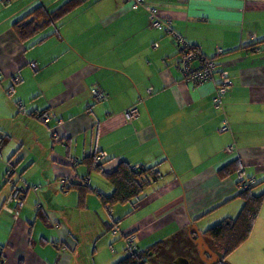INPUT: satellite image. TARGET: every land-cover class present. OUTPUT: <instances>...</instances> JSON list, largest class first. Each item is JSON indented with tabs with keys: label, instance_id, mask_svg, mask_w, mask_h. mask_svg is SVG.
<instances>
[{
	"label": "crops",
	"instance_id": "0c3cea01",
	"mask_svg": "<svg viewBox=\"0 0 264 264\" xmlns=\"http://www.w3.org/2000/svg\"><path fill=\"white\" fill-rule=\"evenodd\" d=\"M66 1L0 0V264H116L128 253L107 241L109 231L118 236V212L136 216L119 235L132 234L137 250L161 242L147 243L168 227L176 237L214 213L236 217L241 180L264 190V0H145L171 22L168 31L152 28L130 0H87L57 27L25 43L15 36L12 25L30 11ZM179 41L214 61L211 79H183ZM218 72L231 87L217 109ZM93 87L107 100H95ZM131 107L138 116L128 121ZM93 154L104 172L127 163L156 166L160 176L136 209L117 204L108 213L100 200L113 187L83 162ZM9 166L16 187H38L16 219L3 208L14 187ZM72 181L94 190L84 208ZM227 258L264 264V202Z\"/></svg>",
	"mask_w": 264,
	"mask_h": 264
},
{
	"label": "trees",
	"instance_id": "16d2710c",
	"mask_svg": "<svg viewBox=\"0 0 264 264\" xmlns=\"http://www.w3.org/2000/svg\"><path fill=\"white\" fill-rule=\"evenodd\" d=\"M86 1L87 0H68L62 3L60 7H58L54 11H49L44 6H38L12 25L13 32L20 42L25 43L29 41L31 38L35 37L39 32L45 30L47 27L50 26L57 27L59 21H61L71 12L75 11ZM131 6H132V2H131ZM132 9L133 10L144 9L146 11L147 19L149 21L150 26H151L150 23L151 13L149 10L151 9L155 10L154 18L157 19L159 23H161V27L160 28H154L152 26L151 27L159 30H165V31L169 30L170 25L167 23L169 20L162 19L158 14V9L154 6L148 5L145 2V0H140V2L137 3L136 8L132 7ZM98 102H103V101H98ZM38 118L45 121L43 115H41ZM1 145L2 143H0V146ZM83 162L85 163L88 171L90 172L94 171L102 174L103 177L106 178V180L109 181L113 187L112 195L109 197L102 196L100 200L103 207L108 210V213L110 212L109 210L112 209V207L117 204H130L133 207V210L136 209L139 203H141V201L144 199L143 192L145 190V187L150 183L156 181L160 176V173L157 170L156 166L148 167V168H142L138 166L137 168L133 169V167H131L127 163H120L119 166L114 171L104 172L101 168L102 164L98 162L97 154H93L84 158ZM238 167L239 164L237 161H235L229 164L228 166H225L222 169H220L217 172V174L221 179H223L228 175H230L232 171L238 169ZM19 176H20L19 173H17L14 170V167L9 166L5 180L7 182H11V184L14 185L11 192L15 189H19V190L24 189V195H25L26 192L30 190V188L29 187L27 188L25 186L16 187L15 186L16 184H14L15 180L12 179L14 177L19 178ZM248 180L240 181L241 189L237 197L241 200L242 205L237 216L235 218H225L220 223L212 227H209L203 233H201L203 239L209 243L210 247L213 248L217 256L221 259V262L219 264H224L226 262L227 257L249 238L253 230V227L255 225V222L257 220V217L259 215V212L261 210V207L263 205L264 193L255 194L253 191L254 185L247 184ZM245 184H247V186L244 188ZM70 186L76 189L78 192V201H77L78 207L84 208L85 195L88 193H92L94 190L90 186H88L87 184H83L82 182L76 183L72 181L70 183ZM10 206H12V204H10ZM112 229L113 226H111L109 230ZM128 236H132V234L124 236L126 242ZM181 236H184V238L186 239V241H188V243L195 245L193 241L190 240V238L184 235V233H181V235L179 234L178 236L170 238L168 240L157 242L145 250H137L134 247L133 241L132 243L127 242L128 253L123 259L118 261L116 264H147V260H149L152 257L151 255L149 257V252L155 255L157 251L163 250L161 246L162 244L165 243L166 246L172 243L171 246L169 245L170 246L169 248L171 247L173 248L174 246L173 243L179 240ZM195 250H196V246H195ZM173 251L177 253L175 249ZM178 256L185 257L182 254H179ZM198 259L200 264H202L199 257ZM188 262L189 264H191L189 260Z\"/></svg>",
	"mask_w": 264,
	"mask_h": 264
},
{
	"label": "built area",
	"instance_id": "2783aa9c",
	"mask_svg": "<svg viewBox=\"0 0 264 264\" xmlns=\"http://www.w3.org/2000/svg\"><path fill=\"white\" fill-rule=\"evenodd\" d=\"M132 7L136 8L137 3L140 2V0H131ZM150 15V23L151 26L154 28H160L161 23L157 21V19L154 18L155 16V10L151 9L149 10ZM170 24V21L167 22ZM180 55H179V69L183 75V79L186 82H190L193 84H201L209 79H211L213 73L216 70V64L212 59L203 58L200 56L197 49L183 41H180ZM32 67L35 68V64H32ZM220 77V82L217 84L216 87V95L213 99L214 107L215 108H221L222 100L224 97L227 96L228 90L231 87V81L227 76L226 72H218ZM92 96L97 101H106L108 95L101 90L98 87H93L91 89ZM40 115V114H39ZM138 116V111L135 107H131L127 112L125 113V117L128 121H132ZM40 117V116H39ZM47 121V119H44ZM228 130L227 124L224 122V124L220 127V131L224 132ZM138 167V166H137ZM137 167H133L137 168ZM246 181V180H244ZM63 184L66 183V180L62 182ZM83 183V182H82ZM252 180H248L247 184H251ZM86 184V183H83ZM247 184L244 185V188L247 186ZM33 192H36L38 190L37 186H33L30 188ZM24 189H15L11 192V194L8 196L3 208L12 214V216L16 219L20 212L22 211L23 205H24ZM12 204V206H10ZM39 205L37 206V208ZM133 236H128L127 242L132 243Z\"/></svg>",
	"mask_w": 264,
	"mask_h": 264
},
{
	"label": "rangeland",
	"instance_id": "374dc122",
	"mask_svg": "<svg viewBox=\"0 0 264 264\" xmlns=\"http://www.w3.org/2000/svg\"><path fill=\"white\" fill-rule=\"evenodd\" d=\"M13 180H15L14 178H12ZM259 186L260 185H257L254 187V193L255 194H261V193H264V190H260L259 189ZM241 202V201H240ZM124 206H127L128 209L131 208V205L130 204H127V205H124ZM102 212V211H101ZM124 212H121V213H117L115 215L116 219L117 218H120L119 222L117 223L118 225V228L115 229L117 230V233H118V236L116 237V239L114 240L113 239V236L112 233L109 231L107 232V234H109L107 236V241L108 242H111L110 244L114 245L116 243L122 245V247L126 250L128 247L127 243L125 242L124 239H121L120 237V232L119 230H123L125 229L127 226H129L131 223H132V220L134 218H136V216H122ZM219 213H214L210 216H206V219L205 221L201 222L200 224H198L197 229L199 230L200 233H203L206 229H208L209 227H212L218 223H220L222 220H224V218H218V215ZM123 217V218H121ZM235 216H232V218H234ZM117 221V220H116ZM108 223H112L111 221L108 220ZM174 229L175 227L174 226H171V227H168V229L166 228V230L162 233L161 236H156V237H152L150 240H148V245L150 244H153L155 243V241H157V239L161 238V240L165 241V239H167V237L165 238H162L164 237L165 235H168V237L171 236V234L174 232ZM181 233H184V232H181ZM170 235V236H169ZM174 236H171L170 238H173ZM168 238V239H170ZM207 242V241H206ZM174 246L173 248H169L172 243L168 244V246H166V243L165 244H162V248L163 250H159L155 253V255L151 254V252H149V257L150 255L152 256L149 260H147V264H174L173 261L178 257L179 254H182L183 256L187 257H183L187 260L190 261L191 264H200V262L198 261V254L195 250V245H192L191 243H188V241H186V239L184 238V236H181L179 238V240H177L176 242L173 243ZM207 244H209L207 242ZM170 245V246H169ZM213 247V246H212ZM176 250L177 253L173 250ZM213 249V248H212ZM121 247L119 248V252H121ZM126 253V252H125ZM179 253V254H178ZM124 256H122L121 258H118L116 260V262L120 261ZM148 257V258H149ZM182 257V256H181ZM229 258L226 259V262L224 264H227V262H229Z\"/></svg>",
	"mask_w": 264,
	"mask_h": 264
},
{
	"label": "water",
	"instance_id": "95a60500",
	"mask_svg": "<svg viewBox=\"0 0 264 264\" xmlns=\"http://www.w3.org/2000/svg\"><path fill=\"white\" fill-rule=\"evenodd\" d=\"M185 233L189 237L191 236V234H194L196 236L195 244L197 245L196 248H197L199 257L202 261H206V259H207L205 254H208L209 256L213 257V259L211 261H209L208 263L221 261V259L218 256H216L215 253L208 250L205 240L203 239L201 233L197 229H195V227L194 228H188ZM173 263L174 264H189L188 260L181 257V256H178L173 261Z\"/></svg>",
	"mask_w": 264,
	"mask_h": 264
},
{
	"label": "flooded vegetation",
	"instance_id": "af4514ba",
	"mask_svg": "<svg viewBox=\"0 0 264 264\" xmlns=\"http://www.w3.org/2000/svg\"><path fill=\"white\" fill-rule=\"evenodd\" d=\"M185 235H186V233H185ZM190 238H191V240L193 241V243L195 244V240H196V236L194 235V234H191V236H190ZM193 238H195V239H193ZM206 242V241H205ZM206 244H207V242H206ZM195 246L197 247V245L195 244ZM207 248H208V250L209 251H211V252H213V253H215V251L210 247V245L209 244H207ZM206 248V249H207ZM196 251H197V248H196ZM197 254H198V251H197ZM216 254V253H215ZM206 255V261H202L201 259V262H202V264H219L220 262H212V263H208L209 261H211L212 259H213V257H211V256H209L208 254H205ZM216 256H217V254H216ZM198 257H199V254H198ZM200 258V257H199Z\"/></svg>",
	"mask_w": 264,
	"mask_h": 264
}]
</instances>
